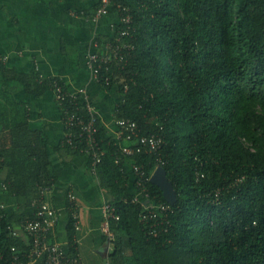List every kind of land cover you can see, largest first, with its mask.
I'll list each match as a JSON object with an SVG mask.
<instances>
[{
	"label": "trees",
	"instance_id": "1",
	"mask_svg": "<svg viewBox=\"0 0 264 264\" xmlns=\"http://www.w3.org/2000/svg\"><path fill=\"white\" fill-rule=\"evenodd\" d=\"M118 4L133 15L135 49L124 68L113 64L105 86L124 93L117 121H136L141 135H164L161 153L127 156L98 118L100 162L77 125H65L55 146L87 156L113 195L119 219L110 221L111 263L264 264V0H115L112 11ZM13 81L35 97L58 81L67 92L57 98L64 124L70 114L91 117L59 76L19 71L0 56V183L9 196L25 197L12 213L0 204V264L12 263L16 253L18 263L30 262L31 240L14 225L36 216L41 187L53 188L58 179L50 139L32 128L29 103L8 88ZM133 165L150 177L149 199L171 206L168 230L158 235L142 220L151 200L141 194ZM159 165L175 188L173 204L151 180ZM76 212L68 202V250L80 260Z\"/></svg>",
	"mask_w": 264,
	"mask_h": 264
},
{
	"label": "crops",
	"instance_id": "2",
	"mask_svg": "<svg viewBox=\"0 0 264 264\" xmlns=\"http://www.w3.org/2000/svg\"><path fill=\"white\" fill-rule=\"evenodd\" d=\"M99 6L100 0H0V56L19 71L59 76L69 94L77 96L84 88L94 113L118 141L121 129L114 111L124 93L118 86L110 89L98 81L88 63L89 53L101 51L115 36L111 25L118 20L117 12L94 19ZM8 88L14 98L29 103L32 128L44 130L50 139V155L58 172L48 195L58 211L52 238L69 248L68 202H74L68 194L72 191L79 217L76 240L80 261L112 264L110 254L114 251L116 234L112 238L103 231L102 209L113 195L102 187L87 156L55 150L66 133L56 93L50 90L35 97L17 81ZM79 97L80 103L86 105L84 97ZM131 189L135 191L134 187ZM24 201L25 197L9 196L0 189V204L7 212L12 213ZM14 228L18 235L28 239L21 224H15Z\"/></svg>",
	"mask_w": 264,
	"mask_h": 264
},
{
	"label": "built area",
	"instance_id": "3",
	"mask_svg": "<svg viewBox=\"0 0 264 264\" xmlns=\"http://www.w3.org/2000/svg\"><path fill=\"white\" fill-rule=\"evenodd\" d=\"M114 2L115 0H100V6L95 13L94 19H99L111 13ZM116 12L118 14V20L111 25L112 29L115 30L114 38L107 42L101 51H91L88 58V63L95 78L105 85L112 82L113 64L115 63L124 68L128 62L129 55H131L132 50L135 49V44L133 40H131L134 36L133 32L135 31V27L133 26V15L129 7L118 4ZM126 37H128V40L125 39ZM54 85L55 89L53 91L56 93L57 98L63 99L67 95V92L64 91L58 81H55ZM70 95L74 97L82 95L84 97L91 117L84 119L83 117H76L70 114L65 117V125H77L80 128L79 135L85 134L90 143V147H94L96 150L94 153V163L100 162L103 152H99L100 147H96L98 142L95 138V133L97 132L95 122L98 117L92 109V105L88 100L84 88L80 90V94L77 96L74 94ZM117 124L121 129L118 137L120 140L118 141L120 142L122 151L127 156L135 155L143 149L150 152L161 153V149L165 143L163 134L152 133L149 135H141L138 123L129 119H120L117 121ZM124 132H126V134H124ZM133 169L137 176L136 183L141 187V193L149 199L150 190L146 186V181L150 177L145 175L142 167L133 165ZM6 188L7 186L5 183H0V189ZM51 190L52 187H41V196L35 199V202L38 204L36 216L34 218H28L22 224L26 235L31 240V248L27 257L30 259V262H37L40 259H44V264H83L77 257H72L69 250L60 242L52 238L58 220V211L48 199ZM68 196L71 201L74 202L76 210L75 193L71 191ZM1 207L4 208L3 205H1ZM170 210L171 206L166 202H154L151 200L149 203L145 204V212L142 214V220L147 222L150 221L149 234L158 235L168 230V226L165 223L168 222L166 218ZM102 213V229L110 237L114 238L115 232L111 228L110 221L113 218L119 219V215L110 201L104 203ZM12 249L15 250L14 247ZM19 261L20 255L16 253L14 254L12 263L9 264H17Z\"/></svg>",
	"mask_w": 264,
	"mask_h": 264
},
{
	"label": "water",
	"instance_id": "4",
	"mask_svg": "<svg viewBox=\"0 0 264 264\" xmlns=\"http://www.w3.org/2000/svg\"><path fill=\"white\" fill-rule=\"evenodd\" d=\"M151 180L163 189L165 197L171 204H173L176 198V191L167 177L165 169L161 165L157 167L151 176Z\"/></svg>",
	"mask_w": 264,
	"mask_h": 264
}]
</instances>
